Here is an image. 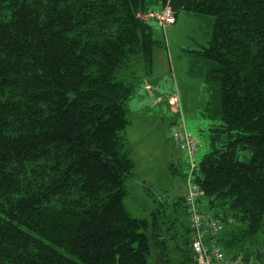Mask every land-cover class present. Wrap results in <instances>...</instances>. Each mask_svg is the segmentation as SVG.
<instances>
[{"label": "trees", "instance_id": "obj_1", "mask_svg": "<svg viewBox=\"0 0 264 264\" xmlns=\"http://www.w3.org/2000/svg\"><path fill=\"white\" fill-rule=\"evenodd\" d=\"M167 4L214 17L193 51L209 142L193 179L227 230L202 245L245 253L263 230L264 0H0V264H198L181 197L144 219L123 204L132 87L116 76L138 55L151 67L158 21L138 15Z\"/></svg>", "mask_w": 264, "mask_h": 264}, {"label": "rangeland", "instance_id": "obj_2", "mask_svg": "<svg viewBox=\"0 0 264 264\" xmlns=\"http://www.w3.org/2000/svg\"><path fill=\"white\" fill-rule=\"evenodd\" d=\"M162 10L150 11L148 15H140V18L157 20L161 17ZM213 22L212 16L179 12L176 23L164 26V29L154 23L153 36L159 43L154 47L151 67L148 68L138 55L117 73L118 80L127 82L132 87L127 103V117L132 123L121 134L131 146V158L136 169L134 171L137 177L125 182L128 195L123 199L126 211L133 218L144 219L158 204L172 203L180 197L184 202L186 215L192 214L185 205L184 193L187 186L192 191L194 187L186 176L195 174L196 169L188 167L187 163L194 151H184L185 140L174 144L170 130L177 116L169 110L166 101L168 96L177 92L185 126L200 147L196 153V160L199 162L209 150L208 136L200 132L201 109L207 99L204 81L206 61L194 56L193 51L201 50L207 45ZM155 97L162 98L163 102L157 105L158 99ZM143 117L157 119L144 121ZM185 138L190 141L188 135ZM238 157L248 161L251 151H243ZM202 212L212 215V212ZM180 214V226L188 227L187 216L182 210ZM225 229L224 226L220 232ZM177 230L183 233L179 226ZM247 238L252 243L251 248L247 244L246 255L257 258V245L264 242V228ZM169 254L175 261L177 254L172 247ZM149 263L153 264L151 258Z\"/></svg>", "mask_w": 264, "mask_h": 264}, {"label": "built area", "instance_id": "obj_3", "mask_svg": "<svg viewBox=\"0 0 264 264\" xmlns=\"http://www.w3.org/2000/svg\"><path fill=\"white\" fill-rule=\"evenodd\" d=\"M164 18L167 22H172V15L170 11H167L164 15ZM177 138L182 140H187L185 136L181 134H175ZM191 141V140H190ZM200 193L196 187H193V191L191 192L189 196V201L191 202V205L189 206L190 211L192 214L190 215V221H191V227L194 229V236H193V248L198 254L197 262L198 264H264V248L261 249L260 252V260L250 258L248 260H245L242 258L241 255H237L234 257H225L224 254L219 251L217 248H212L210 251L204 248L202 245L203 237L205 236V233L208 232H215L219 231L221 229L220 225L218 224V221L210 216L204 217L200 215L195 205L193 204L194 196Z\"/></svg>", "mask_w": 264, "mask_h": 264}, {"label": "crops", "instance_id": "obj_4", "mask_svg": "<svg viewBox=\"0 0 264 264\" xmlns=\"http://www.w3.org/2000/svg\"><path fill=\"white\" fill-rule=\"evenodd\" d=\"M151 119H155V120H156L157 118L143 117V120H144V121H150ZM131 123H132V122H131Z\"/></svg>", "mask_w": 264, "mask_h": 264}, {"label": "water", "instance_id": "obj_5", "mask_svg": "<svg viewBox=\"0 0 264 264\" xmlns=\"http://www.w3.org/2000/svg\"><path fill=\"white\" fill-rule=\"evenodd\" d=\"M157 264H159V263H157Z\"/></svg>", "mask_w": 264, "mask_h": 264}]
</instances>
